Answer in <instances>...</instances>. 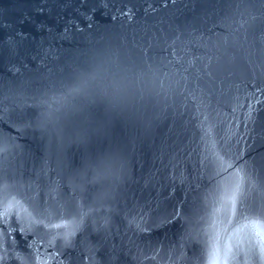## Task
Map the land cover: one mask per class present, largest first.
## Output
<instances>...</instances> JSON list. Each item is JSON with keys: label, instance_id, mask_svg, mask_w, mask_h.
Returning <instances> with one entry per match:
<instances>
[{"label": "water", "instance_id": "obj_1", "mask_svg": "<svg viewBox=\"0 0 264 264\" xmlns=\"http://www.w3.org/2000/svg\"><path fill=\"white\" fill-rule=\"evenodd\" d=\"M0 264H264V0H0Z\"/></svg>", "mask_w": 264, "mask_h": 264}]
</instances>
